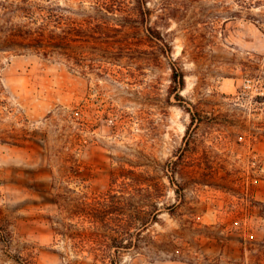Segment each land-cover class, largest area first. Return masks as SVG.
Returning <instances> with one entry per match:
<instances>
[{"label": "rangeland", "instance_id": "obj_1", "mask_svg": "<svg viewBox=\"0 0 264 264\" xmlns=\"http://www.w3.org/2000/svg\"><path fill=\"white\" fill-rule=\"evenodd\" d=\"M176 6L179 22L165 23L161 0H147L152 27L172 46L169 56L158 59L153 42L152 59L86 56L84 68H103L101 76L63 60L0 51V264H93L88 251L111 243L112 231L89 223L83 229L60 211L56 194L100 195L122 168L152 175V165L166 186L163 201L179 206L143 231L141 253L125 252L123 264H256L242 248L264 240L258 207L249 210L251 198L264 202V137L251 134L264 132V28L247 12L233 16L237 0ZM262 12L252 9L264 22ZM173 62L185 73L181 101L169 94ZM191 104L208 116L227 114L249 131L216 119L192 126L184 110ZM187 126L193 137L187 159L215 152L222 166L214 162L213 181L234 178L231 190L195 183L201 169L190 164L174 178L186 183L176 199L162 167L183 149ZM81 234L85 244H76Z\"/></svg>", "mask_w": 264, "mask_h": 264}, {"label": "trees", "instance_id": "obj_2", "mask_svg": "<svg viewBox=\"0 0 264 264\" xmlns=\"http://www.w3.org/2000/svg\"><path fill=\"white\" fill-rule=\"evenodd\" d=\"M174 1L161 0V20L165 23L171 19L179 22V7L176 6L178 0ZM237 5L239 10L233 16L241 17L243 12H247V19L260 29L264 28L262 18L252 15L253 8L262 9L259 15H264V0H237ZM151 16L152 10L147 7V0H0V51L32 53L49 60H63L68 65L80 68L83 73L94 72V75L101 76L103 68L102 71H93L91 67L90 72L84 68L83 60L86 56L112 63L121 59L136 61L141 56L152 59V42L157 48L158 59L171 52L172 46L159 26L152 27ZM187 26L186 30L193 29L189 24ZM128 76L134 80L137 78L132 70ZM185 84L182 67L173 62L170 65L169 94L181 101L180 92ZM199 103L202 104V101ZM184 110L190 116V125L197 123L195 127L216 119L213 123L220 126L235 127L242 133L249 131L245 124L232 120L227 114L208 116L196 104L184 107ZM188 131L189 126L184 136L185 145L175 155L176 159L168 160L162 167L176 199L185 189L186 183L181 184L174 178L190 164L201 169L200 178L195 179V183L222 191L231 190L236 179L221 177L223 183L213 181L217 174L214 162L220 165L218 162L221 161L220 158L216 159L215 152L210 155L206 151V156L201 159H187L185 151L191 148L193 140ZM251 134L264 137V132ZM152 168V175L122 168L119 173L112 175V188L100 195L79 194L72 198L62 193L56 194L55 202L60 211L80 221L83 229L89 223V229L112 231L113 234L109 235L111 243L104 248L88 251L93 264H123L125 252L132 250L135 254L141 253L138 241L143 231L149 225L159 223L162 213L167 212L173 216L176 212L179 204H165L166 186L156 176L154 165ZM64 177L66 175L61 178ZM72 202L75 203L74 209L68 210L67 205ZM249 206L252 211L258 207V216L264 220V202L251 198ZM82 236H79L80 242L76 244H85ZM248 243L257 246L243 247V255L248 250L254 262L259 264L264 259V240H251ZM157 248L160 251L159 246Z\"/></svg>", "mask_w": 264, "mask_h": 264}]
</instances>
